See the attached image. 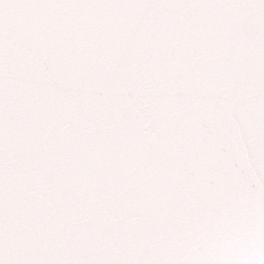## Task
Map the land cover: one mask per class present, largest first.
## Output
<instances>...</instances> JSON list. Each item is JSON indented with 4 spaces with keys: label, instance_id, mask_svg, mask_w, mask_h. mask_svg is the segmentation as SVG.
<instances>
[{
    "label": "snow or ice",
    "instance_id": "snow-or-ice-1",
    "mask_svg": "<svg viewBox=\"0 0 264 264\" xmlns=\"http://www.w3.org/2000/svg\"><path fill=\"white\" fill-rule=\"evenodd\" d=\"M0 264H264V0H0Z\"/></svg>",
    "mask_w": 264,
    "mask_h": 264
}]
</instances>
